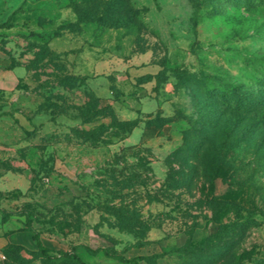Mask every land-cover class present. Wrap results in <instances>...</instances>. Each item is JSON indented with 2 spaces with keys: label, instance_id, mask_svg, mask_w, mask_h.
Listing matches in <instances>:
<instances>
[{
  "label": "rangeland",
  "instance_id": "374dc122",
  "mask_svg": "<svg viewBox=\"0 0 264 264\" xmlns=\"http://www.w3.org/2000/svg\"><path fill=\"white\" fill-rule=\"evenodd\" d=\"M2 24L0 264H264V0H0ZM209 134L234 169L169 189Z\"/></svg>",
  "mask_w": 264,
  "mask_h": 264
},
{
  "label": "trees",
  "instance_id": "16d2710c",
  "mask_svg": "<svg viewBox=\"0 0 264 264\" xmlns=\"http://www.w3.org/2000/svg\"><path fill=\"white\" fill-rule=\"evenodd\" d=\"M5 27H9V24L0 25V28ZM234 109H236V107ZM258 126V122H254L251 124V127L255 129ZM229 150L230 146L226 145L224 142L221 144L217 143L216 134H209L207 136H204V138L198 142H189V140H184V142L169 155L168 165H170L172 161H176L178 162L180 167L181 165L187 168L189 167L188 175L191 178H189V180H177L174 176V169L169 166L170 168L165 182L166 186L169 189L176 190L184 187V185L190 186L192 183H190V181H192L196 177H200L203 182L207 183L212 190L216 177H222V179L224 180L230 174V171L234 169L232 163L227 160ZM33 240L35 241L37 252L40 256L46 259L54 258V256L50 255V250L42 245L37 235L33 236ZM56 253L72 263L87 264L76 253ZM116 259L122 264H139V262L143 260L144 257L135 256L129 259L117 257Z\"/></svg>",
  "mask_w": 264,
  "mask_h": 264
},
{
  "label": "built area",
  "instance_id": "2783aa9c",
  "mask_svg": "<svg viewBox=\"0 0 264 264\" xmlns=\"http://www.w3.org/2000/svg\"><path fill=\"white\" fill-rule=\"evenodd\" d=\"M5 259L4 254L0 250V262H2Z\"/></svg>",
  "mask_w": 264,
  "mask_h": 264
}]
</instances>
